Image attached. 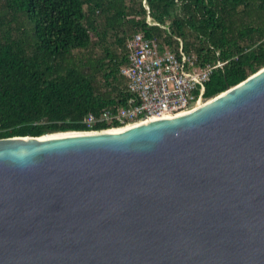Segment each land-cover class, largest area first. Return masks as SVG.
I'll use <instances>...</instances> for the list:
<instances>
[{
  "label": "water",
  "instance_id": "1",
  "mask_svg": "<svg viewBox=\"0 0 264 264\" xmlns=\"http://www.w3.org/2000/svg\"><path fill=\"white\" fill-rule=\"evenodd\" d=\"M0 139V264H264V66L116 131Z\"/></svg>",
  "mask_w": 264,
  "mask_h": 264
},
{
  "label": "trees",
  "instance_id": "2",
  "mask_svg": "<svg viewBox=\"0 0 264 264\" xmlns=\"http://www.w3.org/2000/svg\"><path fill=\"white\" fill-rule=\"evenodd\" d=\"M136 33L222 62L205 98L264 66V0H0V139L84 131L86 115L125 106Z\"/></svg>",
  "mask_w": 264,
  "mask_h": 264
},
{
  "label": "built area",
  "instance_id": "3",
  "mask_svg": "<svg viewBox=\"0 0 264 264\" xmlns=\"http://www.w3.org/2000/svg\"><path fill=\"white\" fill-rule=\"evenodd\" d=\"M126 47L128 63L120 71L129 93L126 105L117 111L86 115L81 121L86 130L120 129L167 117L213 98L204 97L205 84L222 62L199 66L196 56L184 53L181 47L178 52L160 50L155 39L142 33L134 34ZM98 126L105 128L97 129Z\"/></svg>",
  "mask_w": 264,
  "mask_h": 264
},
{
  "label": "bare ground",
  "instance_id": "4",
  "mask_svg": "<svg viewBox=\"0 0 264 264\" xmlns=\"http://www.w3.org/2000/svg\"><path fill=\"white\" fill-rule=\"evenodd\" d=\"M200 104H202V103H200ZM116 130H118V129H112V130H109V131L113 132V131H116ZM63 133H67V132H63ZM54 134H61V133H54ZM54 134H46V135H54ZM46 135H44V136H46Z\"/></svg>",
  "mask_w": 264,
  "mask_h": 264
}]
</instances>
